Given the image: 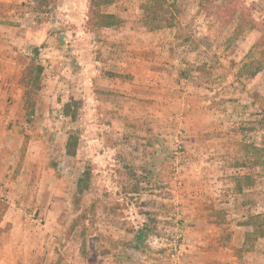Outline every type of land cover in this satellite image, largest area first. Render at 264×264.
Segmentation results:
<instances>
[{"label":"rangeland","instance_id":"374dc122","mask_svg":"<svg viewBox=\"0 0 264 264\" xmlns=\"http://www.w3.org/2000/svg\"><path fill=\"white\" fill-rule=\"evenodd\" d=\"M36 1L0 0V264H264L248 226L264 219V174L244 149L264 148V67L239 72L264 0H178L154 32L145 0L98 7L121 21L109 29L89 27V0Z\"/></svg>","mask_w":264,"mask_h":264},{"label":"trees","instance_id":"16d2710c","mask_svg":"<svg viewBox=\"0 0 264 264\" xmlns=\"http://www.w3.org/2000/svg\"><path fill=\"white\" fill-rule=\"evenodd\" d=\"M54 1V0H51ZM115 0H89L88 8V25L91 28H117L120 26L121 21L109 14H101L97 12L98 7L110 6ZM178 0H145L141 5V23L150 32L158 31L164 28H173L175 25V11ZM216 0H200V6H209L215 4ZM232 2V1H231ZM49 0H37L36 5L38 7L48 6ZM232 4V3H231ZM237 29V28H236ZM247 60L240 69V74L248 78H254L258 73L263 70L264 67V36L261 37L254 45V47L248 52L245 57ZM41 74L42 67L35 63V60H31L29 65L23 71L21 76V85L24 92V108L28 115H32L33 97L40 91L41 88ZM80 104L77 101H69L62 108V114L64 117L69 118L72 122L78 120V112ZM78 147V137L76 135H70L67 138L65 145V155L69 158L75 157ZM246 150L251 152L253 158H255L254 165L252 167H259L264 174V148H258L250 144L244 145ZM245 182V186L251 185V177H242ZM89 177L85 173L83 177H80L77 181V190L82 191V188L88 186ZM248 226L253 229V235L256 237H264V219L254 217ZM143 236L138 234L136 241H141Z\"/></svg>","mask_w":264,"mask_h":264}]
</instances>
